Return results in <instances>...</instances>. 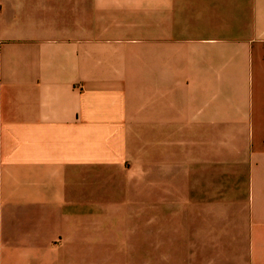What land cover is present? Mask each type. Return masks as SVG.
<instances>
[{
  "label": "crops",
  "instance_id": "1",
  "mask_svg": "<svg viewBox=\"0 0 264 264\" xmlns=\"http://www.w3.org/2000/svg\"><path fill=\"white\" fill-rule=\"evenodd\" d=\"M126 199L142 264H264V0H0V264H128Z\"/></svg>",
  "mask_w": 264,
  "mask_h": 264
},
{
  "label": "rangeland",
  "instance_id": "2",
  "mask_svg": "<svg viewBox=\"0 0 264 264\" xmlns=\"http://www.w3.org/2000/svg\"><path fill=\"white\" fill-rule=\"evenodd\" d=\"M138 138V136H137ZM135 170L141 169V168H134ZM137 171V172H138ZM154 184L152 183V186ZM174 185V184H173ZM176 186L178 184H175ZM135 189L142 190V184L138 183L135 185ZM158 187H156L157 191ZM121 190V189H120ZM126 204L128 206H132L136 208L137 212H140L139 214L132 213L131 209L124 208L122 211L118 212L117 215H115V224L118 226V253L119 256L126 257V261L128 264H142V256L143 252L144 255L148 254V247L149 242L156 241V239L160 235L159 226L161 225L160 222H158L159 212H147L145 214H141L142 212V200H132V199H126ZM126 205V206H127ZM153 217V219H151ZM151 219V221H150ZM210 219V218H209ZM210 221V220H209ZM211 221L216 224H227V222H238V215H218L215 214L211 217ZM210 221V222H211ZM165 224L171 223L170 219L165 215ZM150 224V225H149ZM144 227H146V230L144 231ZM144 232L146 234V238L144 237ZM215 238L221 236L223 234H226L227 231H221L216 230L215 232ZM236 233L237 231H230V234ZM220 237V238H221ZM145 238V240H144ZM237 239V235H236ZM143 240L145 241V250H143ZM146 254V255H147Z\"/></svg>",
  "mask_w": 264,
  "mask_h": 264
}]
</instances>
